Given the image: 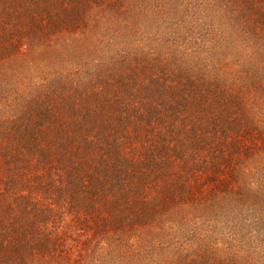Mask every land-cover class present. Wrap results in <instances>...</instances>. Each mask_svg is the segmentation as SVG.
<instances>
[{
  "label": "trees",
  "instance_id": "16d2710c",
  "mask_svg": "<svg viewBox=\"0 0 264 264\" xmlns=\"http://www.w3.org/2000/svg\"><path fill=\"white\" fill-rule=\"evenodd\" d=\"M263 258L264 0H0V264Z\"/></svg>",
  "mask_w": 264,
  "mask_h": 264
},
{
  "label": "rangeland",
  "instance_id": "374dc122",
  "mask_svg": "<svg viewBox=\"0 0 264 264\" xmlns=\"http://www.w3.org/2000/svg\"><path fill=\"white\" fill-rule=\"evenodd\" d=\"M193 34L196 35V31H194ZM195 35H194L193 38H192V41H193V42H194V40H195ZM194 43H195V42H194ZM195 44H197V43H195ZM261 263L264 264V258L261 260Z\"/></svg>",
  "mask_w": 264,
  "mask_h": 264
}]
</instances>
